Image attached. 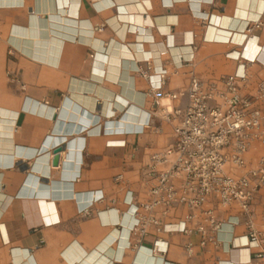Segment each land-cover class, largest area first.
Instances as JSON below:
<instances>
[{"label":"crops","instance_id":"obj_1","mask_svg":"<svg viewBox=\"0 0 264 264\" xmlns=\"http://www.w3.org/2000/svg\"><path fill=\"white\" fill-rule=\"evenodd\" d=\"M258 19L264 0H0V264H264L236 209L219 212L218 244L195 230L130 233L150 154L173 142L159 119L163 131L143 129L159 78L141 76L140 62L166 67L163 89L177 91L190 68L217 80L245 46H262L242 61L251 93L264 79V26L243 42ZM254 221L264 237V188Z\"/></svg>","mask_w":264,"mask_h":264},{"label":"built area","instance_id":"obj_2","mask_svg":"<svg viewBox=\"0 0 264 264\" xmlns=\"http://www.w3.org/2000/svg\"><path fill=\"white\" fill-rule=\"evenodd\" d=\"M263 26L261 19L251 22L243 45ZM261 50L247 54L245 46L235 54L241 61L237 70L217 80L203 79L190 68L187 85L177 91L163 89L166 67L157 72L149 60L140 62L141 76L159 78L146 92L152 108L143 129L163 131L162 123H155L159 119L172 126L173 142L150 154L144 173L151 182L149 196L134 208L133 238L156 227L164 232L195 230L201 245L218 244L224 224L219 212L236 209L245 219L250 242L262 248L258 257L264 256V237L254 221V205L264 188V79L253 92H242L249 79L247 62L242 61H256ZM186 65H193L192 59L184 58L181 66ZM179 207L188 210L184 218L165 223ZM193 247L192 242L186 245L189 254Z\"/></svg>","mask_w":264,"mask_h":264},{"label":"water","instance_id":"obj_3","mask_svg":"<svg viewBox=\"0 0 264 264\" xmlns=\"http://www.w3.org/2000/svg\"><path fill=\"white\" fill-rule=\"evenodd\" d=\"M59 152H60V150H57V151L55 152V158H54V160H53V164H54L55 166L59 165V162H60V154H59Z\"/></svg>","mask_w":264,"mask_h":264},{"label":"bare ground","instance_id":"obj_4","mask_svg":"<svg viewBox=\"0 0 264 264\" xmlns=\"http://www.w3.org/2000/svg\"><path fill=\"white\" fill-rule=\"evenodd\" d=\"M216 34V33H215ZM224 37H227V35L226 36H224ZM231 38V36H229L227 39H230ZM186 49H189V48H185V50ZM185 56V55H184ZM186 57V56H185ZM192 57V56H191ZM187 58V57H186ZM109 106V105H108ZM107 106V107H108ZM110 107V106H109ZM106 109H109V108H106ZM107 111V110H106ZM111 111L109 110V111H107V114H109ZM131 112V111H130ZM134 112H135V110H134ZM138 112V111H137ZM112 113V112H111ZM126 113V112H125ZM131 114V113H130ZM136 115V114H135ZM119 128V127H118ZM132 129V128H131ZM7 132V131H6Z\"/></svg>","mask_w":264,"mask_h":264},{"label":"rangeland","instance_id":"obj_5","mask_svg":"<svg viewBox=\"0 0 264 264\" xmlns=\"http://www.w3.org/2000/svg\"><path fill=\"white\" fill-rule=\"evenodd\" d=\"M258 197H259V195H258ZM257 200H258V198H257ZM257 200H256V202H255V205H256V203H257ZM255 205H254V206H255Z\"/></svg>","mask_w":264,"mask_h":264}]
</instances>
